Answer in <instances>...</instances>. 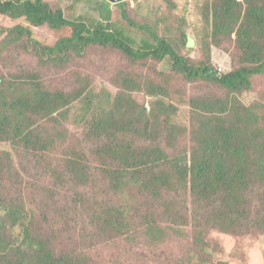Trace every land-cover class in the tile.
I'll list each match as a JSON object with an SVG mask.
<instances>
[{
	"label": "trees",
	"instance_id": "trees-1",
	"mask_svg": "<svg viewBox=\"0 0 264 264\" xmlns=\"http://www.w3.org/2000/svg\"><path fill=\"white\" fill-rule=\"evenodd\" d=\"M124 1L112 0L119 5ZM169 3L178 9L177 0ZM1 18L12 24L0 23V46L27 41L40 56V63L46 62L51 69H60V65L75 58L93 62L91 48L101 46L117 49L133 64L146 60L169 61V69L189 83L198 80L212 83L229 93L250 90L253 78L264 74V0L207 1L205 35L208 28L207 38L215 46L234 44L233 49L241 53L240 60H234L232 71L220 75L211 63L192 64L177 52L181 41L189 42V36L185 33L179 40L175 28L176 32L169 31L172 36L161 37L150 24H137L126 16L132 26L152 36V41L143 39L144 43L138 46L142 42L125 34L124 29L117 30L104 21L90 27L83 20H69L61 7L46 0H0V21ZM33 27H48L53 32L70 29V33L45 45L33 36ZM223 49L228 52L226 45ZM121 74L123 86L116 93L101 82L91 84L85 79L79 80L69 93L51 92L42 87L35 75H31L29 87L15 90V84H4L0 77V147L5 144L27 152L50 153L57 141L53 134L34 125H41L40 121L59 122L77 104V114L87 117L84 124L87 138L98 142L94 156L101 162L102 175L114 197L124 203L116 205L107 197L86 201L74 210L81 216L86 206L88 210L95 206L100 209L94 215L98 238L107 234L112 238L122 230L139 227L150 244L161 243L163 230L155 213L149 210L146 215L143 210L130 213L127 205L141 202L166 205L173 203V198L181 192L189 193L195 221L212 212V219L227 230L222 231L225 234L254 232L256 221H251L252 216L264 224V111L258 112V104L242 105L237 111L228 103L193 100L194 110L206 117L205 122L194 124L191 132L192 136L201 138L194 140L190 161L181 154L171 158L158 140L166 131L178 127L163 126L159 120H171L176 108L163 103L154 111H147L145 103L137 98L143 93L137 76L131 70ZM157 92L158 88L150 83L146 94L156 97ZM244 124L247 127L256 124L254 136L246 134ZM257 153L261 159L255 161L252 155ZM8 154L11 155L5 151ZM65 158L67 165L61 178L69 176L78 185L98 183L92 165L78 157L75 146L67 150ZM12 174L20 177L13 167ZM248 177H252V184ZM248 186H252L251 193L255 189L263 190L261 200L256 203L258 207L247 201ZM75 190L84 195L81 190ZM136 214L142 217L137 224L133 217ZM52 216L48 212L29 213L23 202L10 199L0 182V264H91L84 251L75 252V257L60 256L51 248L47 236L54 230L49 222ZM193 229L195 233L207 230L203 224Z\"/></svg>",
	"mask_w": 264,
	"mask_h": 264
},
{
	"label": "rangeland",
	"instance_id": "rangeland-1",
	"mask_svg": "<svg viewBox=\"0 0 264 264\" xmlns=\"http://www.w3.org/2000/svg\"><path fill=\"white\" fill-rule=\"evenodd\" d=\"M46 1L52 6L61 7L69 20H83L90 27L104 21L117 30L124 29L125 34L142 42L138 46L144 43L143 39L152 41V36L132 26L126 16L137 24H150L161 37L171 35L169 31L174 30L173 28L179 32V40L187 33L189 42L187 43L184 38L186 44H183L185 41H181L182 46L177 52L192 64L211 63L215 70H222L219 75L231 72L234 60L241 58V53L233 49L234 44L224 43L218 47L207 38L208 28L205 35L207 26L204 22V11L208 0H177L178 9H173L169 0H125L120 5L119 2L111 0ZM0 23L12 24L5 18H1ZM32 31L33 36L45 45L53 44L60 36L70 33V29L53 32L48 27H33ZM235 38L234 35L233 40ZM225 45L228 52L223 49ZM91 53L93 62L91 59L87 61L75 58L68 64L60 65V69L54 67L51 69L46 62L40 63V56L27 41L18 45L10 43L0 46V77L4 84H15V90L29 87L31 75H35L40 84L43 83L42 87L51 92L69 93L75 89L79 80L85 79L91 84L101 82L109 91L116 93L119 90L117 88L123 86L121 71L127 73L131 70L137 76V84L141 86L143 92L137 98L145 103L147 111H154L163 103L176 108L171 120L160 118L159 122L163 126L178 128L166 131L158 143L164 151L171 154V158L181 154L189 161L195 146V138L197 140L201 138L192 136L193 125L206 120V117L204 119L203 115L194 110L193 100L200 103L202 100H216L219 105L228 103L237 111L242 105L258 104V112L264 111V74L253 78L250 90L235 94L212 83L199 80L189 83L169 69V61L160 63L146 60L133 64L124 54L111 47H93ZM150 83L158 88L156 97L146 94ZM77 110L78 106L74 104L70 114H65L59 122L40 121L41 125H34L41 131L53 134L57 141L48 154L27 152L20 147L5 144L0 147L2 190L10 199L23 202L29 213L48 212L50 215L53 213L49 222L54 230L47 239L58 255L75 257L77 255L75 252L84 251L91 258V264H264V224L258 223L260 219L252 216L251 221H256L252 233L246 230L225 234L222 231L227 230H223L212 219V212L206 214L204 219L197 218L195 221L193 217L195 210L190 206L188 192L176 194L173 203L166 205L160 203L159 206L150 202L128 203L130 213L143 210L146 215L149 210L160 219L158 223L161 224L159 228L163 230L161 238L164 239L161 243L150 244L139 227L122 230L119 236L113 235L112 238L109 234L98 238L94 215L100 212V209L95 206L88 210L86 206L81 216L74 210L85 205L86 201L88 203L97 199L105 200L107 197L115 201L116 205L124 203H121L122 199L114 197L105 181L101 162L94 156L97 151L95 145H98V142H91L87 138V129L84 128L87 117L77 114ZM244 126L248 136H254L257 132L256 124ZM71 146H75L80 159L92 165L98 183L78 185L69 176L60 177L67 165L65 156ZM5 151H9L11 155H5ZM257 155L258 153L252 155L255 161L261 159ZM12 167L19 178L12 174ZM247 180L250 184L253 183L252 177H248ZM11 187H14L12 192ZM75 188L81 190L84 195L76 192ZM246 189L250 193L248 203L257 206L263 190L255 189L251 193L252 186ZM147 205L150 207H145ZM68 216L70 218H67ZM133 217L136 224L142 219L139 214ZM200 224H203L207 232L201 229L195 233L193 226L198 228Z\"/></svg>",
	"mask_w": 264,
	"mask_h": 264
},
{
	"label": "built area",
	"instance_id": "built-area-1",
	"mask_svg": "<svg viewBox=\"0 0 264 264\" xmlns=\"http://www.w3.org/2000/svg\"><path fill=\"white\" fill-rule=\"evenodd\" d=\"M221 71H222V70H221V69H219V71H218V74H219V73H221Z\"/></svg>",
	"mask_w": 264,
	"mask_h": 264
},
{
	"label": "water",
	"instance_id": "water-1",
	"mask_svg": "<svg viewBox=\"0 0 264 264\" xmlns=\"http://www.w3.org/2000/svg\"><path fill=\"white\" fill-rule=\"evenodd\" d=\"M112 1V0H111ZM113 1H115V0H113Z\"/></svg>",
	"mask_w": 264,
	"mask_h": 264
}]
</instances>
